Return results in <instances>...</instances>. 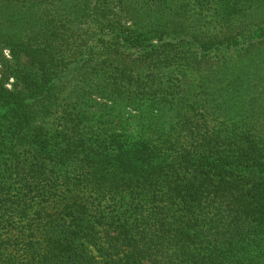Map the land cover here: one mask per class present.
<instances>
[{
	"label": "trees",
	"instance_id": "obj_1",
	"mask_svg": "<svg viewBox=\"0 0 264 264\" xmlns=\"http://www.w3.org/2000/svg\"><path fill=\"white\" fill-rule=\"evenodd\" d=\"M174 1L0 0V264H264V0ZM67 55L101 68L64 98Z\"/></svg>",
	"mask_w": 264,
	"mask_h": 264
},
{
	"label": "rangeland",
	"instance_id": "obj_2",
	"mask_svg": "<svg viewBox=\"0 0 264 264\" xmlns=\"http://www.w3.org/2000/svg\"><path fill=\"white\" fill-rule=\"evenodd\" d=\"M206 0H175L174 3L181 4L186 8V25L188 26V29L195 33H205L208 32L209 26L214 25V23L211 24V17L208 16L206 12L202 10V6L199 4V2H204ZM134 6V5H133ZM130 24V23H129ZM113 45H116V41H111ZM118 51H116L117 53ZM258 58L256 64L250 65L252 67L248 66V69L250 70V77L252 81V85L248 88V90L244 93V96L246 98V101H252L256 100L252 103L251 107L254 108L258 113H261L262 116H264V95L261 99V80L264 79V49L258 51ZM145 56V52L141 54ZM118 56V55H117ZM109 57H102L100 59L102 60H108ZM112 60V65L110 67V71L113 72L116 69H118L119 66H121V63H125L124 60H127L128 63H126L130 71L128 72L130 75L129 82H125L122 78H118L116 76H113V79L111 80L112 83L115 82V79L117 78L118 87L122 85H129L132 84L135 88L138 85H152L149 80H152L156 78V83L158 85L161 83L163 85H169L171 83H175L177 85L180 84L178 79H170L171 76L168 73V69L157 67L155 64H151L149 61H146L145 59H141L139 61H134L131 58L123 57L122 60L118 59L113 55L110 57ZM66 60L69 63V69L66 71V73L63 76V84L67 86V90L62 94V97H68L71 94V91L74 87L77 85L83 84L84 78L89 75L91 72L99 71L101 68V63H99L98 60H94L88 65L82 67L81 64H85L83 61H80L78 58L75 59V55L72 57L70 55L66 56ZM250 61H252L250 59ZM119 73V72H118ZM196 75H189L187 78H184L191 86H194L193 83ZM155 83V84H156ZM62 84V85H63ZM154 84V85H155ZM71 88V89H70ZM176 88V87H175ZM231 86L227 85V90H230ZM240 97V96H238ZM95 102L103 101L102 98L97 96L96 94H93L91 96ZM241 98V97H240ZM48 126V125H45Z\"/></svg>",
	"mask_w": 264,
	"mask_h": 264
}]
</instances>
